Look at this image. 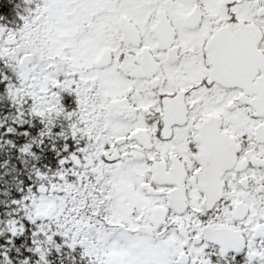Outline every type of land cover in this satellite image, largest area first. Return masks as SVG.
<instances>
[{"label":"snow or ice","instance_id":"6c2138e0","mask_svg":"<svg viewBox=\"0 0 264 264\" xmlns=\"http://www.w3.org/2000/svg\"><path fill=\"white\" fill-rule=\"evenodd\" d=\"M0 264H264V0H0Z\"/></svg>","mask_w":264,"mask_h":264}]
</instances>
